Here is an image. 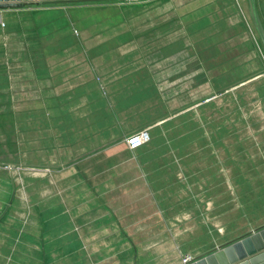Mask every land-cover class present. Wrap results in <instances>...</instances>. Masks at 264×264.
<instances>
[{"label":"crops","instance_id":"crops-1","mask_svg":"<svg viewBox=\"0 0 264 264\" xmlns=\"http://www.w3.org/2000/svg\"><path fill=\"white\" fill-rule=\"evenodd\" d=\"M256 18L264 0L0 11V34L35 61L27 82L0 55V109L35 100L20 131L0 110V264H183L219 228L240 236L241 198L264 192ZM149 32L159 48H142ZM142 130L150 142L131 150Z\"/></svg>","mask_w":264,"mask_h":264},{"label":"rangeland","instance_id":"rangeland-1","mask_svg":"<svg viewBox=\"0 0 264 264\" xmlns=\"http://www.w3.org/2000/svg\"><path fill=\"white\" fill-rule=\"evenodd\" d=\"M159 4L156 5H152L148 8V13L150 15L151 18H148L146 21H148L149 23H151V28L153 26V29L158 28L159 25V20H160V12L165 10V8H170L173 7V5L171 4H164L162 9L159 7ZM144 22V20H140L139 22H137V25H139L141 23ZM2 27H4V24H1ZM156 25V26H155ZM155 26V27H154ZM150 35V36H149ZM154 34L152 32H149L147 34V37L145 38V35H143L141 41H142V45L143 42L144 45L142 46V48L145 46H147V48H159V41L158 39H156L154 36ZM154 37V38H153ZM23 37H21V40L23 41ZM31 43L34 44L35 39L31 38ZM17 44L18 48H15ZM0 47H4V48H0V55L1 56H7L5 58V60L3 62L6 61H20L23 62L24 65L23 66V72H21L24 76H25V81L27 82H32L35 80V61H30L29 58L32 56V52H29V54L24 50V48H21V46L18 44V42L16 43V40L14 39L12 42L9 38V41L3 37V35L0 34ZM104 48V47H103ZM35 49V48H34ZM19 65V64H18ZM18 65L16 63H14L12 66L18 68ZM22 70V69H21ZM12 85H14V80L9 82H4V86L5 88H10ZM18 85H21L20 83H18ZM17 85V86H18ZM6 108V109H5ZM1 111H9L8 114L12 115V113L14 115L13 119H12V124L14 127L17 126L16 130H21L22 129V125L24 124V116H31L34 119V124L35 125V100H29V101H12L11 105H9L8 107H4L2 106V109H0ZM24 111V114H21V111ZM10 120V118H9ZM9 120H8V125H9ZM8 130L7 133L9 132H14L16 130L12 129L11 127H8L6 129V131ZM35 133L34 130H30L24 134V138L30 140L31 138V134ZM13 136V135H12ZM9 140V139H8ZM126 143V142H125ZM35 148V146H34ZM34 148H28V150L30 151H35ZM242 204H243V209L244 212L242 213V215L239 217L238 220H249L247 223L243 224L242 227L244 226H248L247 229L242 232V234H240V236L234 238V236L230 235L231 233H226L225 230H221L220 228L216 230V234L214 235V237L211 238L209 243H206V245L204 246V248L207 247V250L204 253L210 254L213 251H215L216 249H218L219 247H224L226 245H228V243H230V241L232 240L233 242L237 241L238 239H240V237H244V235H249L251 233V231H258L262 228H264V192L260 195V196H256L254 199H251V201L249 202L248 205L245 204L244 202V197L241 198ZM232 233H235V228H233ZM231 242V243H233ZM203 248V249H204ZM205 255V254H204ZM190 256L193 259H197L199 256H203L202 253H198L197 255L195 253L191 254V253H187L184 257Z\"/></svg>","mask_w":264,"mask_h":264},{"label":"water","instance_id":"water-1","mask_svg":"<svg viewBox=\"0 0 264 264\" xmlns=\"http://www.w3.org/2000/svg\"><path fill=\"white\" fill-rule=\"evenodd\" d=\"M132 1L143 0H0V11L43 6ZM256 23L264 43V27L258 18H256ZM190 264H264V228L253 231L225 247L218 248Z\"/></svg>","mask_w":264,"mask_h":264},{"label":"built area","instance_id":"built-area-1","mask_svg":"<svg viewBox=\"0 0 264 264\" xmlns=\"http://www.w3.org/2000/svg\"><path fill=\"white\" fill-rule=\"evenodd\" d=\"M150 140H151V137H150L149 131L148 130H142V131H139V132H136L134 134L129 135L125 139V142L131 150H135V149H138V148L142 147L143 145L149 143ZM194 261L195 260L192 257L187 256L184 258L183 264H190Z\"/></svg>","mask_w":264,"mask_h":264},{"label":"trees","instance_id":"trees-1","mask_svg":"<svg viewBox=\"0 0 264 264\" xmlns=\"http://www.w3.org/2000/svg\"><path fill=\"white\" fill-rule=\"evenodd\" d=\"M27 53H28V52H27ZM28 54H29V53H28ZM29 60H30V61H33V60H34V58H32V56H31V57L29 58Z\"/></svg>","mask_w":264,"mask_h":264}]
</instances>
